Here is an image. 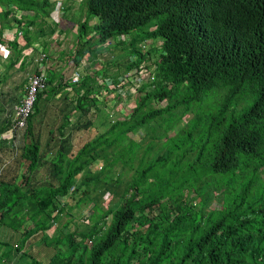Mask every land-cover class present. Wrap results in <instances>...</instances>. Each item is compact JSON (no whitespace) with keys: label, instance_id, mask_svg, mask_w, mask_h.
I'll list each match as a JSON object with an SVG mask.
<instances>
[{"label":"trees","instance_id":"trees-1","mask_svg":"<svg viewBox=\"0 0 264 264\" xmlns=\"http://www.w3.org/2000/svg\"><path fill=\"white\" fill-rule=\"evenodd\" d=\"M81 4L86 17L74 34L82 45L70 59L73 69L83 73L78 83L66 87L61 82L53 86L50 73L46 87L37 92L25 133H31L39 106L49 108L56 95L61 112L66 108L70 118L73 112L78 119L85 117L77 128L93 123L91 109L103 114L98 104L109 92L119 102L127 100L121 97L129 94L126 87L140 85L139 96L127 113L107 124L105 116L106 129L87 138L72 155L65 132L72 119L67 114L56 118L63 125V140L54 141V150H42L39 137L22 146L20 156L28 161L24 179H4L0 169L2 237L20 233L22 240L12 245L20 253L27 239L41 232L45 245L54 250L46 262L34 260L37 264H264V0ZM62 6L58 0H0V30L11 27L10 17L19 11L22 19L13 18L24 22V37L32 42L46 24L47 34L56 28L55 18L65 16ZM92 17L96 20L89 24ZM36 24L39 31L31 28ZM110 38H118L115 45L124 46L130 58L126 71L146 62L153 78L132 83L118 66L121 60L110 63L108 69L116 72L112 75L100 74L106 64L89 72L84 63L96 64L97 50L111 47L104 45ZM93 39L95 50L87 60L83 57ZM149 39L153 45L144 49ZM19 56L15 54L8 67ZM205 99L208 106L201 105ZM184 120L185 125L175 129ZM11 123V115L3 119L0 140L10 141ZM150 124L158 139L164 135L172 141L169 153L162 149L150 156V146L135 139L141 129L148 133ZM45 162L51 168L49 184L40 181L29 188V176ZM96 163L101 165L93 169ZM81 172L76 187L85 186V195L100 188L99 196L108 194L110 202L103 207L99 196H93L83 228L77 222L72 227L70 221L54 225L72 207L63 199L74 198L71 187ZM5 243L0 238V264L16 256ZM25 257L20 253L17 262Z\"/></svg>","mask_w":264,"mask_h":264},{"label":"rangeland","instance_id":"rangeland-1","mask_svg":"<svg viewBox=\"0 0 264 264\" xmlns=\"http://www.w3.org/2000/svg\"><path fill=\"white\" fill-rule=\"evenodd\" d=\"M61 1L63 2L64 0H61ZM66 2L68 3L69 0H66ZM81 8H84L82 6V4H81ZM81 15H82V11L80 9L74 10L73 15L71 16L70 20H64L65 17L63 18V21H62L60 27H62L63 24L69 23L68 21H73V22L78 24V22L83 19ZM60 18L61 17H59V16L55 18L57 20L56 23L60 22ZM69 25L71 26V23ZM66 26H65V28H66ZM55 29H57V28H55ZM67 31H68L67 33H63L62 35H60V36H62L61 37L62 40L59 42H61L62 45H60V44L54 45L53 52H52V54H50V56H48L47 62L44 65V66H46L45 69H46V75L47 76L48 75L50 76V72H53V74H52V76L54 78V81L52 83L53 86H56L58 84V82H61V84L64 85L65 87L71 86L68 83V80H69L70 75L74 71L73 70L74 65L71 63L72 60L70 59V54H71V52H73L76 49L77 46L79 47L82 45V44L78 45L79 42H77L75 40V37H74L75 34L72 32L71 27H69V30H67ZM88 36H90V35L88 34ZM84 38L85 37H83L82 39H84ZM82 39H81V41H82ZM122 39H124V36H122ZM17 41L21 45H23L25 42V39L23 37L22 39L17 40ZM106 43H107L106 45H109L111 47H108V48L100 50V51L97 50V52H96L97 59L95 58L96 64H94L93 62H89V63H84V66H87V69L89 72H94L95 68L98 69L99 66H104L106 64L104 69L101 70L100 74H102V75L111 74L112 75L116 72L114 69H108L110 63L112 61H115V60H121V61H124V64H120V65L118 63L117 64L119 67H122L124 65V68H121L123 70L122 73L124 74V72L126 71V64L125 63H127L130 59L125 54V51L123 52L124 46L115 45V44H118V38H111V39L107 40ZM94 44H95L94 39L92 42L87 44V45H89V46H87V49H86V52H87L86 54H88V56L83 57V58H85L87 60H90V58H92L90 56L91 55L93 56V52L95 50ZM12 53L17 54V55H21V54H18L14 48H12ZM94 56H95V54H94ZM30 71H31V69L29 66H25L23 68H19L18 65L17 66H14V65L10 66V69L7 70L3 76L5 83L3 84L2 88L5 89V92L0 96V99L2 101L7 100L10 97L13 98L15 95L20 94L18 84H20L22 81L26 80V76ZM135 82H138V80L132 81V83H135ZM72 86H74V84ZM130 88L132 91H134L131 93L130 98H128L127 100L121 99V101H119V102L115 101L116 106L108 105V108L105 110L103 106H105V107H107V106L103 103H100L99 106L103 108L104 114L100 115L98 113V111H96L97 116H95L93 118L95 121H93V123L88 128H82V127L77 128V125L79 124V122L81 123V126L85 122V120H83L85 117L78 119V117H77L78 114L73 112L74 118H72V117L70 118L68 115L69 113H67L68 109L65 108L61 112L57 108V104H61V101H59V99L56 98V96L60 98V95H56L48 103V104H50L49 108L48 107L45 108L44 103H42L39 106V110H38L37 114H35V117L33 118V125H32L33 127L31 128V130H32L31 133H28V134L25 133V131L27 130V128H26L27 125H26V127L22 128L21 130H18L16 133V136L14 137V142H15V145L17 146L18 152L15 153V150H13V151L1 150L0 155L3 156L2 157L3 160H0V169L1 168L4 169L3 174H1V177H3L4 179H8V180H13V179L17 180V181H14L15 183L19 182L22 178L24 179L25 176L23 174H25V172H27L28 161L21 158L20 154H21L22 146L26 142H29L31 138L34 140L37 139L38 137L40 138L39 142L41 141L42 150H44V151L46 150V152L48 150H50V148H52L54 150L56 147V146H54V141L59 140L61 138L59 129H62V127H63V125H61V121L56 120V118L57 117H63V116L65 117V114H67V116L69 117L70 120L72 119L71 120L72 123L69 126H67L66 127L67 129L65 130V132L67 134L69 133L68 136H70V140H71V144H72L68 154L72 155V153L76 152L78 147H80L87 138L94 137L97 133L102 132L106 129L105 126L103 125V121L107 117L106 124L109 123L108 118L110 116L105 115V112H107L108 109L113 114V117L121 116V115L128 112V108H129V110L131 109V107L134 104V98L139 96V91H135V89L132 86H130ZM68 94L72 95V90H69ZM215 96L210 97L212 100L211 105H215V99H214ZM7 102H10V101H7ZM201 105L202 106L203 105L208 106L209 105L208 100L205 99L203 102H201ZM5 108L7 109V111H0V116L2 114H5V113L9 114L11 112V106L10 105L6 104ZM3 116L4 115H2V117H1L2 121H3ZM68 117L66 118L67 124H69V121H70V120H68ZM100 118H104V119H100ZM155 122L156 121H153L152 123H155ZM184 123H185V120L180 121L177 124V127H175V129H177V128L180 129L181 127H183L185 125ZM147 127H148V131H147L148 133H144V129H141L138 132V134L135 136V138L142 139V142L145 143V148L150 146V148H149L150 156L157 155V153L159 151H161L162 149L167 150L169 153V151H171L172 141L165 140L166 137L164 135L162 136L161 139H158V137H157L158 133H157V131H155V128L152 127L151 124L147 125ZM50 130L53 131L51 140H49V136H51V135L48 134V132ZM173 131H176V130H173ZM173 131L168 132V134L172 135L174 133ZM160 132L163 133V130H161ZM146 135H147V137H146ZM47 142H49V143L47 144ZM64 148H68V144ZM48 157L50 158V155H48ZM169 157L174 159L175 153L170 155ZM7 160H9V161L11 160L10 164H9V162L7 163ZM170 162H171V160L169 159V163ZM97 164L101 165L100 163H96V165H93L92 168L96 169ZM47 165L48 164L46 162L43 163L39 167V169L37 170V172H36L37 174H35V176L34 175L29 176V179H28V181L30 182V184L28 185L29 188L37 187L38 186L37 183L40 181H45L46 185L49 184V178L48 177H49V172L51 171L49 169H51V168L49 165L48 166ZM53 168H55V166L52 167V169ZM22 175H23V177H22ZM82 175H83V173L81 172L76 176V182L74 184V188L72 191L74 194V198H72L71 195H69V197L63 199L67 202L68 206H72V207L65 209L60 220L57 223L58 225L61 222L70 221V225L72 227H73L74 222H77L83 228L86 224H88L87 220L85 219V221H84L83 218L86 215H88L89 213H91V207L94 203L93 201L95 200V197H93V196H99L100 188L95 189V190H90V192L87 195H85L84 191H83L85 186L76 187V185H77V183H79ZM107 195L108 194H105L103 196V197H105L104 199H102V197L99 196V199L101 200L100 201L101 205L103 207H105L111 200L110 197H108ZM91 197H93V198L91 199ZM82 198H84V199H82ZM81 199H82L81 203L79 205H76V201L81 200ZM1 232H2V228L0 229V238L6 242L3 247L6 248L8 251L10 250L12 253H14V252L16 253L17 251L12 247V245L14 242H20L22 240V236L20 235V233L12 232L7 237L4 238V237H2ZM47 232H48V234L52 235L53 229H50ZM17 244H15V245H17ZM53 250H54L53 247L45 245V243L43 241V237L41 235V232H38L37 234H35V235L31 236L29 239H27L25 246L23 247L22 250H20V253L23 252L24 254H26V257L24 259L22 258L20 261L17 262V257L20 255V253H16V256L13 258V260L9 264H37V262H46L48 260V258L50 257V255L53 253ZM34 260H36L37 262H35Z\"/></svg>","mask_w":264,"mask_h":264},{"label":"crops","instance_id":"crops-1","mask_svg":"<svg viewBox=\"0 0 264 264\" xmlns=\"http://www.w3.org/2000/svg\"><path fill=\"white\" fill-rule=\"evenodd\" d=\"M58 2H61V4H63V6H65L64 8L66 9V12H65V16L66 17L62 16L60 18V22H58L59 24L56 27L57 29H54L51 32L49 31L48 34H47L46 32L48 30V26L46 24L42 28V33H41L39 39H36V40L32 41L27 46L23 45L22 52H23V49L25 51L27 48H28V51H26L27 53H22L21 59H23L24 66H29L30 67V69H31L30 72L31 73H33V72H35L37 70V64H36L35 60H36V58H38L40 52H46L47 56H50V54H52V52H53L54 45H58V44L62 45V43L59 42V41L62 40L61 39L62 36H60V35H62L63 33H67L68 32L67 30H69V27H71V30H72L73 33L76 31V28L78 27V25H77V23H75L73 21H68L69 22V23H67L68 25L67 24H63L62 27H60L64 17H65L64 20H70L71 16L73 15V11L77 10V9H80L82 11V15L81 16L83 18L80 21L85 20L86 10H85V8H81V0H69L68 3L66 2V0H64L63 2L61 0H58ZM0 11H1V7H0ZM51 13H52V17H53V12H51ZM25 14L26 13H24L23 15H25ZM28 14H30V15L34 14V11H29ZM15 15L18 17V19H22L21 18L22 16L19 13V11H17L15 13ZM15 15L10 17L11 21L13 22L11 27H9V26L3 27V29L0 30V77L2 78V81H1V84H0V89L2 91V94L5 92V89L2 88L3 84L5 83L4 82V77H2V74H5V72L10 69V67H8L9 58L13 57L15 59L14 53H12V52L10 54L11 56L9 55L10 57H4L5 50L3 49V47L5 45H8V47L10 48V51L12 50V48L16 47V45H17V44H15V42H16L15 41L16 40V38H15L16 29L17 28L18 29L21 28L20 30H24V28L21 27L24 24V22H22L23 24H20V23L17 22V20L15 21V19L13 18V17L16 18ZM49 20H48V22H49ZM95 20H96V18H94V17L90 18L89 19V24H94ZM51 22H53V21H51ZM70 23H71V26L69 25ZM66 25L68 26V29L65 28ZM31 28L32 29L35 28L36 30L39 31L40 27H39L38 24H36L35 26H33ZM60 28H62V30ZM74 37H75V35H74ZM17 48H18V46H17ZM17 65H18L19 68H22V66H19L18 63H16L14 66H17ZM24 84H25V80L22 81L20 84H18L20 94L15 95L12 98V100H13L12 102H11V99H10L11 97L6 100V101H10L8 103H10L11 109H12L13 105L22 96L23 89H24ZM5 106H6L5 100L2 101L0 99V111H7ZM10 113L9 114H7V113L2 114V115L5 116V117L3 116V119L9 117ZM2 115L0 116V119H1ZM0 123H2V119L0 120ZM0 126H2V125L0 124ZM1 150H3V151L11 150L12 151V148L10 147L9 142H5L3 140H0V154H1ZM2 157L3 156L0 155V160H3Z\"/></svg>","mask_w":264,"mask_h":264},{"label":"clouds","instance_id":"clouds-1","mask_svg":"<svg viewBox=\"0 0 264 264\" xmlns=\"http://www.w3.org/2000/svg\"><path fill=\"white\" fill-rule=\"evenodd\" d=\"M64 6H62V8H63ZM20 14H22L21 12H19ZM21 26V25H20ZM22 27V26H21ZM21 28H17L16 29V33H15V38H16V42H15V44H17L16 45V48H17V46H18V48L17 49H20V51H21V55L18 57L19 59H18V61H17V63L19 64V66H22V68L23 67H25V66H23L24 65V63H23V59H21V57H22V53H27L26 51H28V48L24 51V49H23V52H22V48H23V45H29V43H31V42H29L25 37H24V31L23 30H20ZM19 32H21V37L19 36ZM24 37V39H25V42H24V44L23 45H21L17 40H20V39H22ZM111 39V38H110ZM109 40V39H108ZM107 41V40H106ZM29 42V43H28ZM153 41L152 40H147L146 41V44H143L142 45V47L144 48V49H146L145 47L147 46L148 47V45L150 46V45H153V43H152ZM13 43V42H12ZM107 43H105L104 45H106ZM109 44V43H108ZM3 49L5 50V55H4V57H10L11 55V52H12V50L10 51V48L8 47V45H5L4 47H3ZM42 53H45L46 54V57H45V59H40V56H41V54ZM10 55V56H9ZM14 56H15V54H14ZM24 57V56H23ZM11 58V57H10ZM10 58H9V62H10ZM13 58V57H12ZM47 59H48V56H47V53L46 52H40V54H39V56H38V58H36V60H35V62H36V64H37V70L35 71V72H33V73H28L27 74V76H26V80H25V84H24V87L26 86V83H27V80H28V77L30 76V75H32V74H35V73H40V72H44L45 73V75H46V69H45V67L46 66H44L45 64H46V62H47ZM123 62V64H124V61H122ZM22 63V64H21ZM146 62H144V63H142V64H140L139 66V68H137V66H135V67H133L132 69H130V70H127L126 71V76H125V78L126 79H133L132 81H134V80H138V82L137 83H139V82H141V80H147L148 78H153V76L151 75V73H150V68H149V66L148 67H144V64H145ZM149 63V62H148ZM126 64V63H125ZM147 64V63H146ZM122 68H124V65L122 66ZM74 71L75 70H78L79 72H80V76H81V73H83L81 70H79V69H73ZM137 70H138V72H137ZM73 71V72H74ZM72 72V73H73ZM137 72V73H136ZM51 73V72H50ZM3 75L4 74H2V77H3ZM72 75V74H71ZM71 75H70V77H69V80H68V83L70 84V85H73L74 83H72L71 82ZM49 76V75H48ZM48 76L46 75V84H47V79H48ZM125 79V80H126ZM1 81H2V78H1ZM79 81V80H78ZM78 81L77 82H75V83H78ZM1 84V83H0ZM140 85H136V86H134L133 88L135 89V91H138V87H139ZM46 87V86H45ZM126 90H128V92H129V94H123L121 97H126V99H128V98H130V96H131V93L132 92H134V91H132L131 90V88H130V86L129 87H126L125 88V91ZM117 92H120V90H117ZM2 93V91H1V89H0V94ZM23 95V94H22ZM113 93H108V95H107V97H106V99H105V101H103V102H100V103H103V104H105L107 107H105V106H103L104 107V109L106 110L107 108H108V105H111V106H116V104H115V101L117 102V99H114L113 97ZM23 97V96H22ZM21 97V98H22ZM103 97V96H102ZM20 98V99H21ZM137 98V97H136ZM135 99V98H134ZM17 103V102H16ZM15 103V104H16ZM99 103V104H100ZM14 104V105H15ZM99 104H98V107L99 108H101V109H103L102 107H100L99 106ZM14 105H13V107H14ZM122 107V106H121ZM91 114L93 115V118L95 117V116H97V114H96V111H94L93 109H91ZM103 114H104V110H103ZM116 114V113H115ZM12 117H13V115H14V108H13V112L10 114ZM105 115H108V116H110L108 119L110 120V121H113L114 119H116V118H118L119 116H117V117H113V114L109 111V109L107 110V112H105ZM29 118V117H28ZM28 118H27V121H28ZM93 121H95L94 119H93ZM75 123V122H74ZM26 125H27V122H26ZM26 125L24 126V127H26ZM104 125V124H103ZM24 127H21V128H19V129H17L16 131H14V132H12L11 133V135H10V141H9V145H10V147L12 148V151L13 150H15V153H17L18 152V149H17V146L15 145V142H14V137L16 136V133H17V131L18 130H21L22 128H24ZM14 134V135H13ZM138 134V133H137ZM1 137H2V135L0 134V139H1ZM141 137V136H140ZM61 140H63L62 138H60ZM135 139H137V138H135ZM140 139V138H139ZM64 143V146L66 147L67 146V143H66V141L65 142H63ZM40 145H41V141H40ZM42 146V145H41ZM11 161V160H10ZM10 161L9 160H7V163L9 162L10 163ZM28 164V163H27ZM73 188H74V186H72L71 187V190H73ZM87 216V215H86ZM86 216L83 218L84 219V221H85V219H86ZM87 220V219H86ZM55 221V220H54ZM53 221V222H54ZM54 225H57V222H54ZM53 228H55V227H53Z\"/></svg>","mask_w":264,"mask_h":264},{"label":"built area","instance_id":"built-area-1","mask_svg":"<svg viewBox=\"0 0 264 264\" xmlns=\"http://www.w3.org/2000/svg\"><path fill=\"white\" fill-rule=\"evenodd\" d=\"M21 37V32L18 33ZM46 54L42 53L40 59H45ZM80 78V72L75 70L71 75V82L75 83ZM46 86V75L42 71L40 73L32 74L28 77L25 93L23 97L14 105V115L12 117V123L10 132H14L17 129L24 127L27 122V118L33 111L34 102L36 100L37 92Z\"/></svg>","mask_w":264,"mask_h":264}]
</instances>
